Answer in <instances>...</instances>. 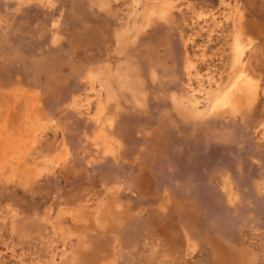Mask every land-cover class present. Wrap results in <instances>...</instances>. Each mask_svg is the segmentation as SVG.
<instances>
[{
	"label": "rangeland",
	"instance_id": "obj_1",
	"mask_svg": "<svg viewBox=\"0 0 264 264\" xmlns=\"http://www.w3.org/2000/svg\"><path fill=\"white\" fill-rule=\"evenodd\" d=\"M0 264H264V0H0Z\"/></svg>",
	"mask_w": 264,
	"mask_h": 264
}]
</instances>
